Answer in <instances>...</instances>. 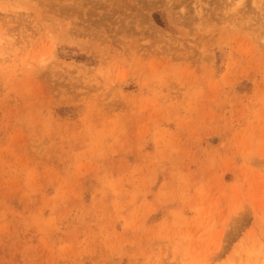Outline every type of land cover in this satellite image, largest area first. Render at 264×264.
Returning a JSON list of instances; mask_svg holds the SVG:
<instances>
[{"label": "rangeland", "instance_id": "obj_1", "mask_svg": "<svg viewBox=\"0 0 264 264\" xmlns=\"http://www.w3.org/2000/svg\"><path fill=\"white\" fill-rule=\"evenodd\" d=\"M0 264H264V0H0Z\"/></svg>", "mask_w": 264, "mask_h": 264}]
</instances>
